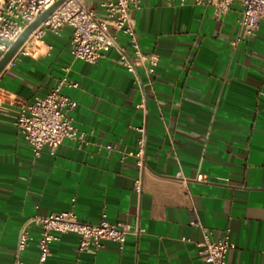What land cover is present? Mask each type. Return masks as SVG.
I'll return each mask as SVG.
<instances>
[{
  "label": "crops",
  "instance_id": "1",
  "mask_svg": "<svg viewBox=\"0 0 264 264\" xmlns=\"http://www.w3.org/2000/svg\"><path fill=\"white\" fill-rule=\"evenodd\" d=\"M131 15L142 51L159 57L151 85L138 68L143 91L115 50L97 64L75 59L70 28L47 32L37 56H14L0 73V264L13 263L28 218L69 210L93 224L106 213L137 233L124 250L105 242L81 253L78 236L65 234L47 264H207L202 227L214 239L229 229L226 264H264V20L244 37L239 3L216 18L192 0H143ZM64 79L77 84L62 93L76 101L86 141L36 157L15 125L19 106ZM144 95L146 111L137 107ZM142 126L141 176L129 154ZM38 235L25 264H38Z\"/></svg>",
  "mask_w": 264,
  "mask_h": 264
},
{
  "label": "built area",
  "instance_id": "2",
  "mask_svg": "<svg viewBox=\"0 0 264 264\" xmlns=\"http://www.w3.org/2000/svg\"><path fill=\"white\" fill-rule=\"evenodd\" d=\"M58 0H0V58L19 38L25 29ZM195 5L208 4L213 8L216 18L224 16L235 3L242 6L241 27L244 37L253 36L264 20V0H192ZM143 0H65L47 19H45L20 46L15 56L22 54L35 57L40 52V44L47 32L59 33L64 28L72 31L71 48L75 59L97 64L110 50L118 54V64L135 77L141 90L144 83L138 75L142 67L151 85L152 67L159 62L156 54L142 51L136 32L135 20L131 12L141 7ZM171 6L176 0H163ZM240 41L237 38L235 45ZM77 87V84L64 79L61 84L32 102L19 106L15 125L23 140L31 147L36 157L44 148L54 152L65 140L79 143L86 141V134L74 124L72 112L77 103L62 93V86ZM146 111V97L137 105ZM141 134L137 150L129 154L135 159L140 175L143 174L146 152V128L139 127ZM111 149V146H107ZM142 176V175H141ZM135 180V190L142 191V177ZM203 180V176L197 177ZM39 230L37 247L38 264H47L51 255V244L65 234H75L79 239L77 251L96 252L105 242H115L124 250L127 236L136 234L129 226L111 223L107 214L99 223L93 224L79 219L74 210L50 213L46 216H33L22 225L12 264H25L23 254L33 240L32 230ZM203 242L200 255L207 264H226V256L235 244L229 229L218 239L213 232L202 227Z\"/></svg>",
  "mask_w": 264,
  "mask_h": 264
},
{
  "label": "water",
  "instance_id": "3",
  "mask_svg": "<svg viewBox=\"0 0 264 264\" xmlns=\"http://www.w3.org/2000/svg\"><path fill=\"white\" fill-rule=\"evenodd\" d=\"M65 0H58L54 5H52L48 10L43 12L40 17L30 24L25 31L19 36V38L9 47V49L0 58V73L7 66V64L16 55L20 46L28 39V37L33 33V31L45 20L47 19Z\"/></svg>",
  "mask_w": 264,
  "mask_h": 264
}]
</instances>
